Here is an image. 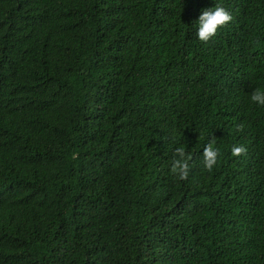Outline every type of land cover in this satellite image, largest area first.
Returning a JSON list of instances; mask_svg holds the SVG:
<instances>
[{"label": "trees", "instance_id": "1", "mask_svg": "<svg viewBox=\"0 0 264 264\" xmlns=\"http://www.w3.org/2000/svg\"><path fill=\"white\" fill-rule=\"evenodd\" d=\"M256 88L264 0H0V264H264Z\"/></svg>", "mask_w": 264, "mask_h": 264}, {"label": "clouds", "instance_id": "2", "mask_svg": "<svg viewBox=\"0 0 264 264\" xmlns=\"http://www.w3.org/2000/svg\"><path fill=\"white\" fill-rule=\"evenodd\" d=\"M232 19V15L223 5L217 2L215 5L202 8L198 17L195 19V34L201 41H206L215 34L217 27L222 26ZM250 101L257 105L264 106V90L256 88L251 92ZM245 147L241 144H235L230 147L233 156L245 152ZM218 149L214 143L209 140L202 148L201 165L204 169H211L217 162ZM188 155L185 146H178L174 149V156L171 162L173 173L179 178L184 179L188 174Z\"/></svg>", "mask_w": 264, "mask_h": 264}]
</instances>
